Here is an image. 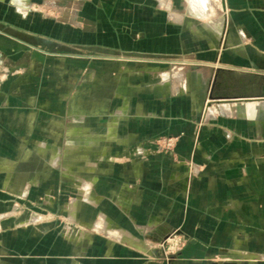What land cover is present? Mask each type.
I'll return each instance as SVG.
<instances>
[{"label":"crops","instance_id":"crops-1","mask_svg":"<svg viewBox=\"0 0 264 264\" xmlns=\"http://www.w3.org/2000/svg\"><path fill=\"white\" fill-rule=\"evenodd\" d=\"M12 1L17 14L29 8ZM140 1L160 15L159 42L177 47L170 70L159 69V138L172 136L173 148L155 153V176L143 160L125 166L120 182L111 167H89L87 181L77 179L68 236L47 226L4 231L0 264H264V0H182L185 9L179 0ZM1 30L0 57L5 45L19 46ZM144 34H130L129 44ZM16 89L0 78L1 199L2 190L35 188L51 171L13 146V128L23 123ZM146 112L136 113L140 125ZM128 128L125 139H148ZM78 205L97 217H81ZM174 229L187 242L162 260L157 244Z\"/></svg>","mask_w":264,"mask_h":264},{"label":"rangeland","instance_id":"rangeland-1","mask_svg":"<svg viewBox=\"0 0 264 264\" xmlns=\"http://www.w3.org/2000/svg\"><path fill=\"white\" fill-rule=\"evenodd\" d=\"M0 1L1 33L19 45H5L0 57V78L20 89L16 95L23 105L13 146L32 153L36 169L44 161L51 167L35 188L2 190L0 235L47 226L67 237L75 227L77 179L87 181L89 167H111L120 182L125 166L143 160L148 176H155V153L173 148L172 136L159 138V69L170 70L177 47L159 42L160 15L147 13L151 4L140 0H27L28 10L20 14L12 0ZM179 6L187 4L179 0ZM144 31L141 44H129L130 34L144 37ZM187 37L188 30L181 29L180 38ZM188 48L180 46L179 58ZM142 107L148 115L140 125L136 113ZM129 123L132 133L148 139H125ZM82 167L84 173L77 174ZM78 209L81 217L98 215L90 205ZM186 242L177 229L170 231L157 244L159 258H174ZM2 245L0 236V256Z\"/></svg>","mask_w":264,"mask_h":264}]
</instances>
